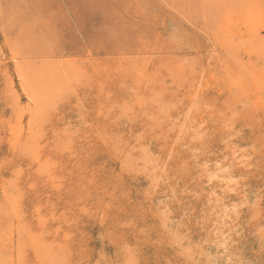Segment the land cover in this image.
<instances>
[{"label":"rangeland","instance_id":"rangeland-1","mask_svg":"<svg viewBox=\"0 0 264 264\" xmlns=\"http://www.w3.org/2000/svg\"><path fill=\"white\" fill-rule=\"evenodd\" d=\"M0 264H264V0H0Z\"/></svg>","mask_w":264,"mask_h":264},{"label":"bare ground","instance_id":"bare-ground-1","mask_svg":"<svg viewBox=\"0 0 264 264\" xmlns=\"http://www.w3.org/2000/svg\"><path fill=\"white\" fill-rule=\"evenodd\" d=\"M251 12V11H250ZM255 20V19H254ZM259 24V23H258ZM256 25V24H255ZM258 26V25H257ZM253 27V26H252ZM256 75V74H255ZM214 82V81H213ZM214 94V93H213ZM215 100V99H214ZM52 144V143H51ZM78 150V149H77ZM95 153V152H94ZM86 167V166H85ZM77 171V170H76ZM66 187V186H65Z\"/></svg>","mask_w":264,"mask_h":264}]
</instances>
